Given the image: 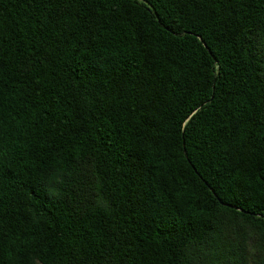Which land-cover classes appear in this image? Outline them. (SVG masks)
<instances>
[{
	"label": "trees",
	"instance_id": "trees-1",
	"mask_svg": "<svg viewBox=\"0 0 264 264\" xmlns=\"http://www.w3.org/2000/svg\"><path fill=\"white\" fill-rule=\"evenodd\" d=\"M0 264H264V0H0Z\"/></svg>",
	"mask_w": 264,
	"mask_h": 264
}]
</instances>
